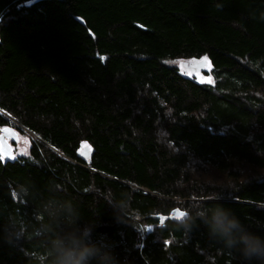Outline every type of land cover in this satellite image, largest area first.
Returning a JSON list of instances; mask_svg holds the SVG:
<instances>
[{
	"label": "trees",
	"instance_id": "obj_1",
	"mask_svg": "<svg viewBox=\"0 0 264 264\" xmlns=\"http://www.w3.org/2000/svg\"><path fill=\"white\" fill-rule=\"evenodd\" d=\"M9 118L0 264H264V0H0Z\"/></svg>",
	"mask_w": 264,
	"mask_h": 264
},
{
	"label": "rangeland",
	"instance_id": "obj_2",
	"mask_svg": "<svg viewBox=\"0 0 264 264\" xmlns=\"http://www.w3.org/2000/svg\"><path fill=\"white\" fill-rule=\"evenodd\" d=\"M205 57L206 56L202 57L201 59H197V60L196 59H186V60L165 61L164 63L170 67L175 68L178 73H180L182 76H184L187 79H191L199 83L210 84L212 82V79H211V74L209 70V63H208V60L205 59ZM7 121L9 125L0 128V137L2 136V131L5 130V131H8L13 138L10 139V137L4 136L3 143L10 147V149L13 152L14 158H18V156L24 155L26 153L28 154L31 141L33 140H35V142L40 141L37 135L27 131L25 128L22 127V125L18 124L13 119L9 118L7 119ZM3 143L0 140V149ZM83 149H87L89 152V156H90L89 148L85 144L80 145L77 151L79 153V156L82 158L81 153ZM0 157L2 160L3 159L2 155H0ZM14 158L11 160V162L14 160ZM206 176L208 177L206 179H209L208 181L210 183L214 181L224 180V173H221L215 170L206 172Z\"/></svg>",
	"mask_w": 264,
	"mask_h": 264
},
{
	"label": "clouds",
	"instance_id": "obj_3",
	"mask_svg": "<svg viewBox=\"0 0 264 264\" xmlns=\"http://www.w3.org/2000/svg\"><path fill=\"white\" fill-rule=\"evenodd\" d=\"M56 261L55 264H85L86 259L91 255V251L86 247L75 248L66 245L64 241L55 242Z\"/></svg>",
	"mask_w": 264,
	"mask_h": 264
},
{
	"label": "water",
	"instance_id": "obj_4",
	"mask_svg": "<svg viewBox=\"0 0 264 264\" xmlns=\"http://www.w3.org/2000/svg\"><path fill=\"white\" fill-rule=\"evenodd\" d=\"M201 66H202V64H201ZM8 131H5V130H3L2 131V136L0 137V140L2 141V143H3V137L5 136V137H10V139H12L13 137L11 136V134L9 133ZM0 153L2 154V157H3V164H6L7 162H11V160L13 159V157H14V155H13V152H12V150L10 149V147L9 146H7L6 144H2V147H1V149H0ZM81 155H82V158H88V156H89V152H88V150L87 149H83V151H82V153H81Z\"/></svg>",
	"mask_w": 264,
	"mask_h": 264
},
{
	"label": "snow or ice",
	"instance_id": "obj_5",
	"mask_svg": "<svg viewBox=\"0 0 264 264\" xmlns=\"http://www.w3.org/2000/svg\"><path fill=\"white\" fill-rule=\"evenodd\" d=\"M205 59H207L206 57H205ZM0 155H2V154H0ZM14 158V157H13Z\"/></svg>",
	"mask_w": 264,
	"mask_h": 264
},
{
	"label": "flooded vegetation",
	"instance_id": "obj_6",
	"mask_svg": "<svg viewBox=\"0 0 264 264\" xmlns=\"http://www.w3.org/2000/svg\"><path fill=\"white\" fill-rule=\"evenodd\" d=\"M206 71V70H205Z\"/></svg>",
	"mask_w": 264,
	"mask_h": 264
}]
</instances>
